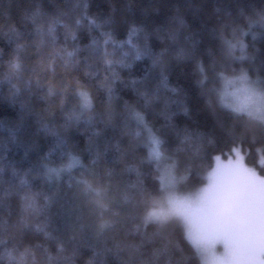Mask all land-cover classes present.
<instances>
[{"label": "clouds", "instance_id": "1", "mask_svg": "<svg viewBox=\"0 0 264 264\" xmlns=\"http://www.w3.org/2000/svg\"><path fill=\"white\" fill-rule=\"evenodd\" d=\"M198 6L216 39L214 71L243 59L247 34L264 30V0L237 3L235 11L208 12L204 0ZM32 19L31 37L11 38L7 56L0 55V84L7 85L0 95L20 108L15 122L0 117V264H186L171 199L185 158L152 151L139 99L117 91L128 58L139 52L113 41L109 20L93 23L77 0H54L51 11ZM82 27L91 34L84 44ZM167 30L191 35L180 5ZM136 39L162 69L167 58L163 49H150L148 29ZM28 115L33 135L53 142L37 160L21 163L9 152L24 143ZM72 130L83 134L82 143L70 137Z\"/></svg>", "mask_w": 264, "mask_h": 264}, {"label": "trees", "instance_id": "2", "mask_svg": "<svg viewBox=\"0 0 264 264\" xmlns=\"http://www.w3.org/2000/svg\"><path fill=\"white\" fill-rule=\"evenodd\" d=\"M261 0H204V8L211 12L214 6L228 7L235 11L237 3L259 4ZM93 23L106 18L115 42L123 43L139 54L129 57L130 63L122 69L126 78L118 84L122 98L139 99L142 106L141 122L148 145L152 139L160 149L170 150L185 158L178 172L187 174L184 188L204 182L205 172L212 165L215 154L226 156L233 146H239L245 161L264 174V139L259 138L264 130V119L251 120L245 112L233 110L222 98L226 75H240L246 71L250 76L264 80V30L250 33L246 55L234 60L227 67L213 70L218 58L216 39L209 33L211 23L198 5L202 0H77ZM177 5L184 10L191 27V35L185 31L169 32L170 18ZM54 0H0V55L7 56L12 39L18 34L30 38L34 29L33 17L51 11ZM88 21L86 20V23ZM141 28L149 31V47L152 52L164 51L167 62L161 69L152 63L149 54L138 48L136 33ZM91 34L86 27L78 32L80 43H87ZM231 73V74H230ZM128 78L142 88L145 96L138 97L136 88ZM7 85L0 84V93H6ZM0 117L15 122L20 117V108L0 95ZM24 143L9 152V156L21 163L37 160L50 145L53 138L43 134L33 135L31 115L23 120ZM149 131V134L148 133ZM105 130L104 135H108ZM70 137L80 143L83 134L76 130ZM34 141V143H33ZM33 145L29 147V145ZM182 256L186 264H201L195 245L186 236L183 224Z\"/></svg>", "mask_w": 264, "mask_h": 264}, {"label": "rangeland", "instance_id": "3", "mask_svg": "<svg viewBox=\"0 0 264 264\" xmlns=\"http://www.w3.org/2000/svg\"><path fill=\"white\" fill-rule=\"evenodd\" d=\"M224 81L227 106L251 120L264 119L260 76L244 71L226 75ZM151 141L149 148L158 153V142ZM186 176L177 172L174 177L178 189L172 193V208L201 264H264V174L248 164L235 145L226 156L214 155L203 183L184 188Z\"/></svg>", "mask_w": 264, "mask_h": 264}]
</instances>
